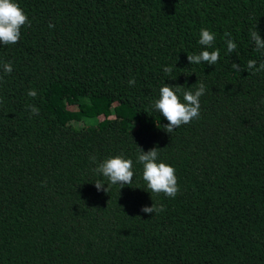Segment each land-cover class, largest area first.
Masks as SVG:
<instances>
[{
    "label": "trees",
    "instance_id": "1",
    "mask_svg": "<svg viewBox=\"0 0 264 264\" xmlns=\"http://www.w3.org/2000/svg\"><path fill=\"white\" fill-rule=\"evenodd\" d=\"M15 2L31 24L0 44V264H264V71L247 68L264 63V0ZM202 28L216 65L187 59ZM201 82L199 119L166 132L160 88L183 102ZM154 147L174 198L143 180ZM113 156L133 161L132 185L94 171Z\"/></svg>",
    "mask_w": 264,
    "mask_h": 264
},
{
    "label": "clouds",
    "instance_id": "2",
    "mask_svg": "<svg viewBox=\"0 0 264 264\" xmlns=\"http://www.w3.org/2000/svg\"><path fill=\"white\" fill-rule=\"evenodd\" d=\"M31 22L27 14L19 6L15 0H0V44L9 45L15 44L19 41L21 35V28L25 25L30 26ZM50 28L54 25L50 24ZM231 33H225V36H230ZM251 38L255 43L257 51L264 50V39L261 38L258 31L251 32ZM215 41V34L208 29L202 28L200 30L199 44L206 46L205 50L201 51L198 55H188L187 59L190 64L199 65L202 62H207L209 65H216L220 58V50L213 51L207 50L211 48ZM227 52L233 53L236 51V43L228 39L226 41ZM233 69L241 71L240 65L233 63ZM248 70L255 74L259 71H264V63L259 64L255 60H249L247 63ZM171 67H165L164 72L169 75L172 73ZM3 71L5 73L12 72L11 63L3 64ZM130 86H134L135 79H129ZM180 87L173 89L168 84H164L160 88L159 98L154 102L153 109L158 111L168 123L164 125V130L170 134L183 124L190 123L193 119H199L200 116V97L205 93L206 88L203 82L200 83L198 89L193 93L192 91L183 92V102L177 93L181 92ZM28 96L35 98L37 92L35 89H30L27 93ZM33 115H39V108L35 105L28 106ZM138 162L143 165V180L147 183V188L150 193L161 194L174 198L179 192V185L175 175V169L171 165L163 161H158V150L156 147L143 151L140 148L138 154ZM90 160L95 161V157H90ZM97 173L107 178L109 185H119L123 188L125 185H132L134 171L133 161L126 159L123 156H113L106 158L99 163L98 167L94 170ZM97 191L108 192V187L105 188V183L101 180L94 181ZM141 211L144 213H159L164 211V205L143 206Z\"/></svg>",
    "mask_w": 264,
    "mask_h": 264
}]
</instances>
